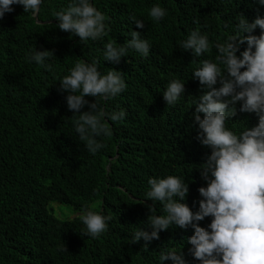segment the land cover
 <instances>
[{
	"label": "trees",
	"instance_id": "trees-1",
	"mask_svg": "<svg viewBox=\"0 0 264 264\" xmlns=\"http://www.w3.org/2000/svg\"><path fill=\"white\" fill-rule=\"evenodd\" d=\"M36 2L0 0V264H264V0Z\"/></svg>",
	"mask_w": 264,
	"mask_h": 264
},
{
	"label": "rangeland",
	"instance_id": "rangeland-1",
	"mask_svg": "<svg viewBox=\"0 0 264 264\" xmlns=\"http://www.w3.org/2000/svg\"><path fill=\"white\" fill-rule=\"evenodd\" d=\"M49 205L53 207L54 212L60 217H72L80 213L79 211L74 212L75 209L70 205L61 204L54 201H51Z\"/></svg>",
	"mask_w": 264,
	"mask_h": 264
},
{
	"label": "water",
	"instance_id": "water-1",
	"mask_svg": "<svg viewBox=\"0 0 264 264\" xmlns=\"http://www.w3.org/2000/svg\"><path fill=\"white\" fill-rule=\"evenodd\" d=\"M39 3H40V0H37L36 6H35V11H34V15L35 16L37 15V10H38V7H39Z\"/></svg>",
	"mask_w": 264,
	"mask_h": 264
},
{
	"label": "clouds",
	"instance_id": "clouds-1",
	"mask_svg": "<svg viewBox=\"0 0 264 264\" xmlns=\"http://www.w3.org/2000/svg\"><path fill=\"white\" fill-rule=\"evenodd\" d=\"M35 11V10H34ZM223 211H226L225 209Z\"/></svg>",
	"mask_w": 264,
	"mask_h": 264
},
{
	"label": "bare ground",
	"instance_id": "bare-ground-1",
	"mask_svg": "<svg viewBox=\"0 0 264 264\" xmlns=\"http://www.w3.org/2000/svg\"><path fill=\"white\" fill-rule=\"evenodd\" d=\"M137 195V194H136ZM121 240V239H120Z\"/></svg>",
	"mask_w": 264,
	"mask_h": 264
}]
</instances>
